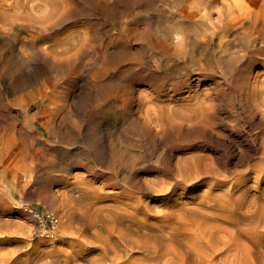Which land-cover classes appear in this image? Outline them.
Instances as JSON below:
<instances>
[{"label":"rangeland","instance_id":"rangeland-1","mask_svg":"<svg viewBox=\"0 0 264 264\" xmlns=\"http://www.w3.org/2000/svg\"><path fill=\"white\" fill-rule=\"evenodd\" d=\"M88 1L89 0H73L74 6H78L79 8L70 6L73 5L72 1V4L69 3V6L67 4L69 9L74 7L72 9V11H74V18L72 16V18L70 17L68 19L71 21H69L70 24L68 20H66L59 27L60 29L62 28V31L59 28H57L58 32L54 29V31H51L49 34L52 38L51 40L49 37L48 40H43L38 43L39 46H41L42 43L43 45H48L51 44L49 41L61 40V38L66 37L67 34H71L76 29H82H78L77 31L80 35V43H82L80 45L83 47L77 45L75 47L76 50L73 49L72 53L75 54L77 52L75 54L77 56L73 55L75 58H73L71 64L67 65L69 68H67V66L65 67V69L67 68V74H75L78 79L76 84L69 83L70 85L68 84L65 86L68 92L66 91L67 95L64 97L65 100H62L64 104H62L59 110L60 112L58 111L59 114L57 118L55 117L47 126L50 129L46 128V131L43 130L40 132V128L37 129L34 122H31V124L27 122L25 118L21 117L23 115L22 109L15 104V95L8 93L10 95L7 94L5 97H0V102H2L0 104L2 105L3 102H5L2 106L0 105V135L3 136V139L5 138L7 140L9 138V142L12 141V146L15 147L18 146V144L29 146V141H31L33 136L42 138V140L40 139V141H37V144L34 141L31 143L34 153L29 157L30 159L28 158V160L26 159L23 161V164L27 162L26 164H28L29 167L24 164L26 167L21 170L18 167L19 163L16 164V162H14L12 170L7 171L4 169V162L2 161V163L0 161V165L3 166V168L1 167L2 170L0 168V264H264V106H262L264 105V40H258V43L253 44V41L248 40L249 38L247 39L246 36L230 34L227 35V39V36H225V38L221 40L224 42L229 40V43L227 42V45L226 42L225 44L224 42L220 44L216 35H213L216 32L215 30L218 29L216 12L213 13L216 9H214V7H212V9L208 7L207 0H189V2L194 3L192 5L191 3L188 4V0H143L142 2L141 0H133L137 2H134V6L136 4L138 5H136L135 8H133L132 0H109L112 2H106L107 0H101L102 2H99L98 0V3L97 0H95L96 2L92 0ZM115 1L118 2V13H116L114 8L116 5ZM144 1H148V3ZM173 1L176 2L174 3ZM92 2L95 4L92 5ZM88 3L89 5L87 6ZM103 3L107 6L105 7ZM139 3L142 5L141 8ZM177 3L180 7H177L178 9L187 5V7L189 6L190 8L192 6L193 11L197 10L196 14L200 16L199 18H195L194 24L190 22L186 24L184 21L180 20L181 18L177 14ZM197 3H199L200 6L206 5L203 9L210 13L208 14L206 11H200L203 9ZM146 5H148V7ZM193 5L196 6V10ZM109 6L113 8H109ZM90 7L95 8L91 10ZM206 7L209 10H214L212 12L208 11ZM152 8L153 10H151ZM86 9L88 12H86ZM129 9H134L135 15L133 12L134 10ZM144 10H146L145 13H142ZM96 11L99 13L98 15ZM99 11H101L102 14ZM106 12L107 14L108 12L111 14L105 17L104 14H106ZM126 12H129L127 16ZM200 12L202 13L200 14ZM114 13H116V15ZM138 13L141 14V16ZM85 14L88 16H85ZM129 14H131V17H128L130 16ZM136 14L139 16L137 15V17ZM122 15L124 18H120ZM203 15L205 17L207 16V19H205ZM79 16L80 18H78ZM82 17H84L85 20H83L84 18ZM144 17H146L145 20L143 19ZM75 18V21L72 20ZM135 18L137 20H135ZM138 18L140 20H138ZM122 19L125 21L123 22ZM129 19L130 21H128ZM148 19H150L151 22ZM169 19H174L177 22L174 20L170 21ZM88 21H92L91 23L93 24ZM119 21H122V23L120 24ZM137 21L139 23L141 22V25ZM172 21L174 24H172ZM180 21L183 24H180ZM199 21L200 23H198ZM212 21L214 24L211 23ZM129 22H131V24ZM166 22H168V24L170 23V27ZM209 22L211 23V28L209 27ZM109 23L111 24L110 26ZM125 23L128 24L129 28H134L135 26L138 27V29L144 28V30L150 33L153 31L151 34L155 36L157 34V37L160 36V39L165 36L167 37L166 33L168 32H176L178 34L179 30L182 32L190 26L191 31L200 36L199 39L201 40L197 38V42L192 44L194 47L197 44L201 46L197 45L195 49L193 46H190V51H188L192 58L194 57V65H190L193 69L190 67L191 69H187L184 74L181 73L183 76L178 74L177 80V73H173V68L177 67V69H182L183 66L185 67L182 59L180 58L176 62L170 61L171 65L168 64L169 66L166 69L165 66L167 63L160 57L162 62L158 61L157 64L158 67L161 64V70H165L166 72L164 79H166V76L168 79V75H170L168 79L170 81L165 84L164 82L160 84L156 76V78L151 77L152 80L147 77H137L134 79V82L130 75L126 77H124L125 75H121L120 70L123 68H118L119 71L115 69V74L110 72L111 69L109 68V71L108 67H113V65H115L113 61L117 55L115 51L119 50L118 46L110 39L113 40L117 37L119 31H121L120 28L126 26ZM88 24H90V29H88ZM96 24H100L101 26H97ZM208 24L209 26H207ZM178 25L181 26L178 27ZM182 25H184V27ZM187 25L189 26L187 27ZM93 26L96 28L97 32L93 29ZM168 27L170 30L164 32L166 29H169ZM208 27L213 32L206 29ZM192 28H196V30L193 31ZM86 29H88V31ZM201 29L204 30L202 31ZM84 30L87 31L86 33L88 36ZM91 30L96 32L94 33L95 35ZM77 31L75 32L77 33ZM155 32L156 34H154ZM55 33L56 35H54ZM81 33L83 34L81 35ZM89 34L92 35L91 37H93V39ZM231 35L235 38L233 39ZM214 36L215 39H213ZM231 39L232 41H230ZM238 39L240 40L238 41ZM206 42L209 46H207L208 44ZM84 43L86 45H83ZM134 43L135 45L132 47V51L142 46L138 40H136V42L134 41ZM205 43L206 46L204 45ZM211 44H213V46H211ZM222 44H224L223 47ZM1 45L2 44H0V49L3 48ZM18 45L16 47L17 49L23 44ZM89 45L91 48L88 47ZM107 46H109L108 50L110 49V52H114L113 55L110 54L107 55L108 57L105 56L108 66H106L107 63L101 64L99 52L100 48L105 49ZM249 46L250 48H248ZM143 48L145 49L144 52H148L147 54L143 52L145 54V59L142 57L143 53L139 55V58H142V61L150 60L148 62L152 63L155 61L156 63L158 55L155 54L152 47L147 45ZM195 50L197 52H195ZM204 50H207V54ZM79 53L81 57L84 58H81L78 55ZM86 54H89V56H86ZM196 54H199V56ZM149 55L153 59L148 57ZM202 55L204 57H201ZM206 55L209 56L206 57ZM78 56L81 58L80 60ZM211 57L214 58L210 61L209 58ZM216 58L219 60L217 61ZM86 60L89 62L88 64ZM110 61H113L114 64ZM200 62H203L204 65ZM205 62H208V65H206ZM72 63H74V67L71 66ZM77 63L80 68L75 66L78 65ZM95 64L99 67L98 69L96 66L93 67ZM179 64H181V67ZM82 66L84 67L82 68ZM210 67L211 70H209ZM205 68H207V70ZM73 69H75V72ZM105 70L109 75L106 74ZM64 71L62 70L63 74L65 73V75H67ZM197 72L198 74H196ZM213 72H215V74ZM94 74L96 77L98 76V78H96ZM171 74L173 75L172 77ZM116 75L117 78H115ZM188 75L192 77L196 75L199 76V87L193 89L195 90L193 91V93H195L193 95L200 94V96H202L206 94L202 97H207L208 106L210 105V109L208 107V112L206 111V113L208 115V131L212 133V136L208 134L207 138L206 135H199L196 132L197 135H192L195 139L191 137V142H182L183 144L179 142L180 135L175 134L174 137V133H171L172 135H164L165 137H162V140L161 137H157L156 140L150 135L147 129L143 130L138 121L135 122V120H133V115H130L137 111L140 93H142L141 96L150 95L153 90L152 88L159 86L158 90L160 89L161 91L159 90L160 92H158V96L160 95V98L157 97L158 101L173 97L172 101L169 100L172 103H183L184 91L187 89L188 85V80L186 79L189 77ZM183 77L185 79H183ZM97 79V83L102 82L99 84L100 86L106 87L107 92L106 90L102 91L99 89V84L97 85L96 83ZM153 79H155V81ZM116 80L118 81L115 82ZM145 80H148V82ZM151 81L154 83L152 84ZM184 81L187 85H183ZM155 83L159 85L156 86L154 85ZM150 84L154 86L152 87ZM113 85L117 89L116 92ZM118 85L120 86L119 88ZM176 85L177 88H175ZM81 86L83 87L81 88ZM129 86H131V89ZM215 86L217 88H215ZM132 87L134 88L132 89ZM111 88L114 89L110 90ZM168 88H172L173 91L169 92ZM123 89L126 91L124 90L123 92ZM150 89L151 91H149ZM217 89L220 90L218 91ZM128 90H133V93H135L131 96L132 98L128 97ZM98 91L99 93H97ZM253 91H255V93ZM174 92L177 93L175 94ZM137 93L139 96H137ZM11 96L12 98L10 99ZM104 96L106 97L104 98ZM118 96L122 100L125 98L126 103L125 101L123 102L125 104L121 103L119 100L117 101L116 98ZM135 96L137 98H135ZM252 96L254 98L256 97V99H251ZM130 99L133 100L131 101ZM100 100L102 103H100ZM128 100L130 102H128ZM255 100H257L258 103ZM260 100L263 101L261 102ZM63 101H66V103ZM10 102L12 103L10 104ZM98 102L102 104L104 108H102L100 112H95L92 110L93 107L91 106L97 105ZM155 102L157 101L155 100ZM252 102H254V104ZM87 104L90 106L88 107ZM259 104L262 107H259ZM78 105L80 106L78 107ZM121 107L122 109H119ZM120 110H123V112L121 113ZM127 110H130L131 113ZM103 111L106 112L104 113ZM118 111H120V113H118ZM64 115H66V117ZM60 117L64 119H59ZM1 120L4 121L2 122ZM69 124L80 130L76 139L78 142H76V140H71L73 135L76 134L72 131ZM33 128L35 129L33 130ZM70 130L72 133H70ZM49 131H52L51 134L54 135L52 136ZM8 133L9 137L7 138L6 135ZM65 133L68 136L65 135ZM92 135L93 137L91 138L90 136ZM20 136L21 140H24V138L25 140L21 141ZM198 138L199 142L200 140L208 141V145L198 144ZM6 140L4 141L6 142ZM255 140L260 147L255 143ZM1 141L3 146L0 145V147L8 146L7 144L9 143L3 144L4 141ZM57 145H62L64 147L59 153L57 149H53ZM138 153L140 156L137 155ZM137 156L139 159H137ZM191 156L194 157L201 177L197 179V182L193 181L190 182L191 184L187 183L186 185L179 181L174 166L178 159ZM130 164H133V168H131L132 166ZM40 166L42 168H40ZM5 170L7 173H5ZM176 179L178 181H176ZM25 206L36 208L41 212H50L57 215L59 222L53 237L48 238L34 233V228L25 219V214L23 212ZM115 212H118V214L120 213L121 217L120 224H118L116 228H114V224H112V219L110 218L112 213ZM110 227L112 228L110 229ZM113 229L116 231H113ZM110 230H112V232H109ZM118 231H120V234ZM122 231H125V233ZM127 233H129V235L126 237L124 235L121 236Z\"/></svg>","mask_w":264,"mask_h":264},{"label":"bare ground","instance_id":"bare-ground-1","mask_svg":"<svg viewBox=\"0 0 264 264\" xmlns=\"http://www.w3.org/2000/svg\"><path fill=\"white\" fill-rule=\"evenodd\" d=\"M70 1V0H69ZM68 0H0V44H2L1 46H3V48L0 49V97L2 96H6L8 93L10 94H13L15 95V104L22 109V113L23 115L21 117L25 118V120L27 122H34L36 124V127L37 129L40 128V132H42L43 130L46 131V128H49L47 127L51 121L57 116H58V111L60 110L62 104V100H65L64 97L66 94V87L69 83H75L76 84V81H77V76L74 75H70L67 74L68 72H66L67 68H69L67 65L71 64V62L73 61V58H75L74 56H77L75 55L74 53H72L73 49H75V47L77 45H80L82 43H80V35L78 33V29H74L75 31H77V33L73 30L71 34H67L66 37L64 38H61V40H56V41H49V43L51 42V44H45L41 46L38 45V43L43 40H48V38L50 37V32L51 31H54V29L57 30L58 32V29L66 20H68L70 17L72 18V16L74 15V11H72V9L75 7L74 6V2L73 0H71L73 2V5H70V6H74L72 8H68L69 6V3L72 4V2L70 1L69 2ZM76 1V0H75ZM83 1V0H82ZM87 1V0H86ZM90 1V0H89ZM88 1V2H89ZM93 2H96L95 0H92ZM101 0H99L100 2ZM103 1V0H102ZM101 1V2H102ZM109 0H107L106 2H108ZM121 1V0H120ZM124 1V0H123ZM131 1V0H130ZM140 1V0H138ZM143 0H141L142 2ZM149 1V0H148ZM148 1H144L145 3ZM155 1V0H154ZM181 1V0H180ZM192 1H195V0H192ZM201 1V0H200ZM206 1V0H204ZM79 2V1H78ZM77 2V3H78ZM92 2V5L95 4ZM105 2V1H104ZM109 2H112V1H109ZM116 2V1H115ZM133 8L136 7V5L134 6V2L133 1ZM174 3L176 1H173ZM185 2V1H184ZM197 2V1H196ZM208 2V7H214V9H216V11L214 10H209L208 11H213L216 12V21H217V24H218V29L215 30L216 32L213 34V35H216V38H218L220 44L224 41H221L223 38H225V36L227 35H230V34H236V35H243V36H246L248 40H251L253 41L252 43H258V40H264V0H207ZM76 3V4H77ZM80 3V2H79ZM84 3V2H83ZM97 3H98V0H97ZM96 3V4H97ZM118 2H116V5L114 7L115 10H116V13H118ZM122 3V2H121ZM137 3V2H135ZM144 3V4H145ZM152 3V2H150ZM149 3V4H150ZM157 3V1H156ZM192 3V2H189L188 0V4ZM68 4V6H67ZM110 4V3H109ZM108 4V5H109ZM115 4V3H114ZM132 4V3H131ZM141 3H139L140 5ZM143 4V3H142ZM178 4V3H177ZM175 4V5H177ZM180 4V2H179ZM179 4L177 7H179ZM185 4V3H184ZM187 4V2H186ZM199 4V3H197ZM80 5V4H78ZM89 5V3L87 4V6ZM98 5V4H97ZM103 5H105V3H103ZM196 5V4H195ZM83 6V5H82ZM81 6V7H82ZM91 6V5H90ZM96 6V5H95ZM100 6V4H99ZM107 5H105L106 7ZM138 6V5H137ZM142 5H140V8H141ZM144 6V5H143ZM148 7V5H146ZM194 6V5H193ZM200 6V4H199ZM201 5L200 7L203 9L205 6ZM102 7V6H101ZM112 6H109V8H111ZM112 7V8H113ZM124 7V6H123ZM131 7V6H130ZM146 7V8H147ZM154 7V6H153ZM156 7V6H155ZM75 8H79L78 6L75 7ZM91 8V7H90ZM95 8V7H94ZM94 8H91L94 9ZM103 8V7H102ZM128 8V7H127ZM132 8V7H131ZM145 8V7H143ZM142 8V10H143ZM151 8V7H150ZM175 8V7H174ZM173 8V9H174ZM175 8V9H176ZM180 8V7H179ZM195 10H196V6H194ZM200 8V9H201ZM89 9V8H88ZM98 9V8H96ZM106 9V8H105ZM104 9V10H105ZM138 11H139V8L137 7ZM178 9V8H177ZM176 9V10H177ZM199 9V8H198ZM81 10V8H80ZM84 10V8H83ZM87 10V9H86ZM108 10V9H107ZM124 10V9H123ZM129 10H134V9H129ZM147 10V9H146ZM142 12V13H145V11ZM153 10V8L151 9ZM159 10V9H158ZM167 10V9H165ZM172 10V9H171ZM170 10V11H171ZM79 11V10H77ZM90 11V9H89ZM98 11V10H97ZM96 11V13H97ZM114 11V9H113ZM127 11V10H126ZM161 11V10H160ZM159 11V12H160ZM197 11V10H196ZM196 11H193V8L191 6V8L187 5L183 6L181 9H178V15L179 17L181 18L180 20L181 21H184L186 24H188V22L194 24V20L195 18H199L200 15L196 14L197 12ZM199 11V10H198ZM200 11H203L205 12L206 10H200ZM76 12V10H75ZM80 12V11H79ZM88 12V10L86 11ZM85 12V13H86ZM91 12V11H90ZM101 13V11H99ZM132 12V11H131ZM134 12V15H135V10L133 11ZM140 12V11H139ZM149 12V11H148ZM158 12V13H159ZM77 13V12H76ZM75 13V14H76ZM84 13V12H83ZM82 13V14H83ZM102 13H103V9H102ZM101 13V14H102ZM116 13H114L116 15ZM129 13V12H128ZM126 12V16L128 14ZM147 13V12H146ZM162 13H166V12H162ZM202 12H200L201 14ZM206 13H208L206 11ZM210 13V12H209ZM208 13V14H209ZM78 14V13H77ZM88 14V13H86ZM85 16H88L86 15ZM99 13H97L98 15ZM109 14V12H108ZM107 12L105 15H108ZM111 14V13H110ZM109 14V15H110ZM113 14V15H114ZM120 14V13H119ZM132 14V13H131ZM131 14H129L130 16L128 17H131ZM139 14V13H138ZM136 14V16L138 15ZM157 14V13H156ZM161 14V13H160ZM171 14H172V11H171ZM80 15V14H79ZM141 16V14H139ZM138 15V16H139ZM143 15V14H142ZM146 15V14H144ZM154 15V13H153ZM206 15V14H205ZM214 15V14H213ZM78 16V15H77ZM76 16V18H77ZM83 16V15H81ZM92 16V15H91ZM102 16V15H101ZM137 16V17H138ZM168 16V15H167ZM166 16V17H167ZM198 16V17H197ZM103 17V16H102ZM102 17H99V18H102ZM104 17V18H105ZM108 17V16H107ZM122 16H120V18H122ZM149 17V16H147ZM153 17V16H152ZM171 17V16H170ZM202 17V15H201ZM200 17V19H201ZM203 17L205 19H207V16L205 17L203 15ZM215 17V16H214ZM74 18V16H73ZM75 19H72V20H76ZM80 18V16L78 17ZM84 18V17H82ZM81 18V19H82ZM87 18V17H86ZM94 18V17H93ZM98 18V17H97ZM118 18V16H117ZM124 18V17H123ZM127 18V17H126ZM125 18V19H126ZM141 18V17H140ZM146 17H144L143 19L145 20ZM156 18V17H155ZM169 18V17H168ZM173 18V17H172ZM176 18V17H175ZM178 18V17H177ZM88 19V18H87ZM96 19V18H95ZM109 19V17H108ZM111 19H112V16H111ZM128 19V18H127ZM126 19V21H127ZM134 19V18H132ZM85 20V18L83 19ZM82 20V21H83ZM89 20V19H88ZM97 20V19H96ZM103 20V19H102ZM105 20V19H104ZM120 20V19H119ZM135 20H137L135 18ZM138 20H140L138 18ZM150 20V19H148ZM157 20V19H156ZM168 20V19H167ZM170 20V19H169ZM171 20H174V19H171ZM170 20V21H171ZM179 20V19H178ZM198 20V19H197ZM214 20V19H213ZM70 20H68V23L70 24L69 22ZM81 21V22H82ZM98 21V20H97ZM113 21V20H112ZM115 21V20H114ZM117 21V19H116ZM123 21V19H122ZM122 21L119 23L121 24ZM125 21V20H124ZM123 21V22H124ZM130 21V19L128 20ZM132 21V20H131ZM142 21V20H141ZM169 21V22H170ZM175 21V20H174ZM180 21V24L182 23ZM210 21V19H209ZM77 22V21H76ZM89 22V21H88ZM92 22V21H91ZM89 22V23H91ZM101 22V21H100ZM108 22V21H107ZM110 22V21H109ZM138 22V21H137ZM146 22V21H145ZM151 22V20H150ZM156 22V21H155ZM173 22V21H172ZM177 22V21H175ZM206 22V21H205ZM215 22V21H214ZM87 23V22H85ZM84 23V24H85ZM95 23V22H94ZM118 23V22H117ZM116 23V25H117ZM128 23V22H127ZM131 24V22H129ZM133 23H134V20H133ZM132 23V24H133ZM136 23V21H135ZM139 23V22H138ZM137 23V24H138ZM167 25L168 22H166ZM200 23V21L198 22ZM207 23V22H206ZM210 23V22H209ZM213 23V21L211 22ZM211 23H210V26L209 24L207 26H209L211 28ZM66 24V23H65ZM83 24V23H82ZM93 24V23H91ZM98 24V23H97ZM96 24V25H97ZM126 24V23H125ZM136 24V25H137ZM141 25V22L139 23ZM174 24V22L172 23ZM179 24V22H178ZM183 24V23H182ZM185 24V26H186ZM214 24V23H213ZM88 29H90V24H88ZM100 25V24H99ZM97 25V26H99ZM111 24L109 23V26ZM123 25V24H122ZM144 25V24H143ZM155 25V23H154ZM190 25V24H189ZM187 25V27L189 26ZM101 26V25H100ZM119 26V25H118ZM132 26V25H131ZM134 26V25H133ZM147 26V25H146ZM153 26V24H152ZM174 26H177V25H174ZM181 26V25H178V27ZM184 27V25H182ZM197 26V25H196ZM204 26V25H203ZM63 27V26H62ZM154 27V26H153ZM170 27V25H169ZM168 27V28H169ZM195 27V26H194ZM206 28L208 30H210V28ZM113 28V27H112ZM122 28V29H121ZM120 28L121 31H119V34L117 35V37H115V39H110L112 42L115 43V45L118 46L119 50L115 51L117 53L115 59H111L115 62V65H113V67H108L109 71L110 72H113L115 71L116 73V70L115 69H120V68H123L121 69V75H125L124 77L130 75V77H132V81L135 82V78L137 77H140V78H151V77H154L156 79H158L159 83L161 84V82H164V84L166 82H169L170 80H168L170 78V75H168V79H167V76H166V79H164L165 77V70H161L160 66H162L160 64V66L158 67V61L159 62H162V60L160 59V57L165 60V62L167 63L166 64V69L170 64V61H177L179 60L180 58L182 59V61L184 62V65L185 67L182 69H177V67H172L174 69L173 73H177L176 76L178 74H181L184 72L187 71V69H189L193 64V60H194V57L192 58L189 50L190 46H193L192 44L196 43L197 42V38L199 39L200 36H198L195 32H192L191 29H190V26L189 28L182 32H178V34L176 32H173V33H166L167 34V37L164 39L162 37V39H160L158 36L157 37V34L156 32L153 35L151 34L153 31H151V33L147 30H144L143 29H138V27H128V24H126V26H122ZM174 28V27H173ZM177 28V27H176ZM202 28H205V27H202ZM213 28V27H212ZM60 29V28H59ZM62 29V28H61ZM60 29V30H61ZM85 29V28H84ZM88 29H86L88 31ZM93 29L96 30V28H94L93 26ZM98 29V28H97ZM146 29V28H145ZM180 29V28H178ZM193 29V28H192ZM215 29V28H214ZM55 30V31H56ZM59 30V31H60ZM82 30V29H80ZM86 30L85 33L87 32ZM142 30V31H141ZM154 30V29H152ZM167 30H170L169 29H166L164 32H166ZM175 30V28H174ZM182 30V29H181ZM196 28L193 29V31H195ZM202 31L204 29H201ZM200 30V31H201ZM62 31V30H61ZM90 31V30H89ZM92 31V30H91ZM108 31V30H107ZM110 31V30H109ZM156 31V30H155ZM172 31V30H171ZM170 31V32H171ZM212 30H210L211 32ZM69 32V31H67ZM97 32V30H96ZM95 31L92 33H96ZM111 32V31H110ZM118 32V31H116ZM163 32V33H164ZM213 32V31H212ZM53 33V32H52ZM51 33V34H52ZM84 33V32H83ZM81 33V35L83 34ZM90 33V32H89ZM160 33V32H158ZM201 33V32H200ZM205 33V32H204ZM66 34V33H65ZM87 34V33H86ZM85 34V35H86ZM111 34V33H110ZM202 34V33H201ZM199 34V35H201ZM211 34V33H210ZM56 35V33L54 34ZM58 35V34H57ZM60 35V34H59ZM63 35V34H62ZM90 37L92 36L91 34H89ZM95 35V34H94ZM116 35V34H115ZM204 35V34H203ZM53 36V35H52ZM65 36V35H63ZM88 36V34H87ZM108 36V35H107ZM106 36V37H107ZM112 36V35H110ZM164 36V35H162ZM208 36V35H206ZM232 36V35H231ZM62 37V36H61ZM114 37V36H113ZM233 39L235 38L234 36H232ZM237 37V36H236ZM60 38V36H59ZM84 38V37H83ZM93 39V37H91ZM109 38V37H108ZM112 38V37H111ZM205 38V37H204ZM228 38V36L226 37V39ZM239 38V37H238ZM241 38V36H240ZM52 38L50 37V40ZM58 39V38H57ZM86 39V38H85ZM91 39V40H92ZM107 39V38H106ZM164 39V40H163ZM206 39V38H205ZM210 39V38H209ZM213 39H215V36L213 37ZM55 40V39H54ZM136 40L140 41V44L142 45L139 49H135L134 51H132V47H134L135 43L134 41L136 42ZM200 40V39H199ZM225 40V39H224ZM237 40V39H235ZM240 39H238L239 41ZM83 41V39H82ZM201 41V40H200ZM199 41V42H200ZM215 41V40H214ZM232 41V39L230 40ZM250 41V42H251ZM88 42V41H87ZM203 42V41H202ZM226 42V41H225ZM224 42V44H225ZM229 43V40L227 41ZM227 42H226V45H227ZM247 42V41H246ZM91 43V42H89ZM104 43V42H103ZM111 43V42H110ZM204 43V42H203ZM207 43V42H206ZM206 43L204 44L206 46ZM216 43V42H215ZM248 43V42H247ZM261 43V42H260ZM259 43V44H260ZM18 44H23L22 46H20L18 49L16 48ZM26 44V45H25ZM113 44V43H112ZM139 44V43H138ZM136 44V45H138ZM208 44V43H207ZM219 44V45H220ZM222 44V47L223 45ZM263 44H264V41H263ZM83 45H86L85 43ZM103 45V44H101ZM147 45H150L152 47V49L154 50L155 54L158 55V58L156 59V63L155 61L154 62H148L150 60H147V61H142V58H139L140 54L142 55V53L144 52V46H147ZM199 46H201L200 44H197ZM197 45L195 46L197 48ZM218 45V46H219ZM225 45V46H226ZM246 45V44H245ZM248 45V44H247ZM19 46V45H18ZM81 46V45H80ZM106 46V45H105ZM209 46V44L207 45ZM211 46H213V44H211ZM215 46V45H214ZM224 46V47H225ZM262 46V45H261ZM83 47V46H81ZM90 47V45L88 46ZM88 47H86L87 49H89ZM108 47L107 46L105 49L103 48H100L99 49V52H100V59H101V64H106L107 63V58L108 57L107 55H113L114 52H110L108 50ZM113 47V46H111ZM110 47V48H111ZM194 47V46H193ZM193 47H192V50H193ZM194 47V49H195ZM204 47V46H203ZM254 47V46H253ZM259 47V46H258ZM257 47V48H258ZM85 48V46H84ZM91 48V47H90ZM117 48V47H116ZM205 48V47H204ZM221 48V47H220ZM250 48V46L248 47ZM247 48V49H248ZM262 48V47H261ZM264 48V47H263ZM80 49V48H79ZM115 49V48H114ZM200 49V48H199ZM202 49V48H201ZM208 49V48H207ZM214 49V48H213ZM256 49V48H255ZM76 50V49H75ZM150 50V49H149ZM210 50V49H209ZM251 50V49H250ZM258 50V49H257ZM256 50V51H257ZM84 51V49H83ZM87 51V50H86ZM85 51V52H86ZM199 51V50H198ZM205 51V50H204ZM207 51V50H206ZM205 51V53H206ZM214 51V50H213ZM255 51V50H254ZM253 51V52H254ZM260 51V50H259ZM146 54L148 51H145ZM144 52V53H145ZM193 52V51H192ZM195 52H197L195 50ZM209 52V51H208ZM215 52V51H214ZM143 53L142 57L144 58L145 54ZM151 53V52H150ZM201 53V52H200ZM199 53V54H200ZM203 53V52H202ZM211 53V52H210ZM199 54H196L199 56ZM207 54V53H206ZM74 55V56H73ZM80 57V53L78 54ZM98 55V54H97ZM151 55V54H150ZM148 56V57H151V56ZM193 55V54H192ZM204 55V54H203ZM201 56V57H204V56ZM78 56V57H79ZM86 56H89V54ZM147 56V55H146ZM153 56V55H152ZM156 56V55H155ZM209 56V55H206V57ZM77 57V58H78ZM78 58L79 60L81 58H84V57H81V58ZM98 57V56H97ZM96 57V58H97ZM99 58V57H98ZM112 58V57H111ZM152 58V57H151ZM214 58V57H211L209 58L210 61L211 59ZM219 58V57H218ZM145 59V58H144ZM150 59V58H149ZM153 59V58H152ZM196 59V58H195ZM198 59V58H197ZM203 59V58H202ZM207 59V58H206ZM217 59V58H216ZM221 59V58H220ZM85 60V59H84ZM83 60V62H84ZM96 60V59H95ZM219 59H217L218 61ZM77 61V60H76ZM82 61V60H81ZM87 61V60H86ZM113 61L111 63H113ZM153 61V60H152ZM169 61V63H168ZM181 61V60H180ZM196 61V60H195ZM78 62V61H77ZM82 62V63H83ZM109 62V61H108ZM183 62H180V63H183ZM199 62V60H198ZM75 63V61H74ZM71 66H73V64ZM87 64L89 63L88 61L86 62ZM85 63V64H86ZM96 63V62H95ZM109 63V64H111ZM154 63V64H153ZM196 63V62H195ZM200 63H203V62H200ZM206 63V62H205ZM208 63V62H207ZM206 63V65H208ZM210 63V62H209ZM78 64V63H77ZM81 64V63H80ZM114 64V63H113ZM169 64V65H168ZM175 64V63H174ZM198 64V63H196ZM84 65V63H83ZM97 64H95L93 67H95ZM180 67H181V64H179ZM191 65V66H190ZM194 65V64H193ZM204 65V63H203ZM205 65V66H206ZM67 66V68L65 69V67ZM77 67H79V64L78 65H75ZM105 66V65H104ZM106 66H108V63L106 64ZM175 66V65H174ZM204 66V67H205ZM212 66V65H211ZM74 67V66H73ZM84 66H82L83 68ZM199 67V65H198ZM203 67V66H202ZM207 67V66H206ZM214 67V66H213ZM80 68V67H79ZM96 68L98 69L99 67L96 66ZM95 68V70H96ZM171 68V67H170ZM179 68V66H178ZM192 68V67H191ZM190 68V69H191ZM200 68V67H199ZM209 68V66H208ZM77 69V68H76ZM101 69V67H100ZM105 69V68H104ZM118 69V71H119ZM193 69V68H192ZM197 69V68H195ZM207 70V68H205ZM204 69V70H205ZM62 70L64 72H66L67 75H65V73L63 74ZM69 70V69H68ZM72 70V69H71ZM74 72H75V69H73ZM81 70V69H80ZM93 70V69H92ZM123 70V71H122ZM202 70V69H201ZM211 70V67L210 69ZM97 71V70H96ZM106 71V70H105ZM172 71V70H171ZM192 71V70H191ZM195 71V70H194ZM71 72V71H69ZM78 72V71H77ZM82 72V71H81ZM79 72V73H81ZM91 72V71H90ZM101 72V71H100ZM193 72V71H192ZM96 73V72H95ZM98 73V72H97ZM114 73V74H115ZM170 73V72H169ZM172 73V74H173ZM206 73V72H205ZM215 74V72H213ZM91 74V73H90ZM106 74H107V71H106ZM105 74V75H106ZM171 74V77L174 75ZM198 74V72L196 73ZM209 74V73H208ZM212 74V73H211ZM109 75V73L107 74ZM182 75V74H181ZM187 75V74H186ZM185 75V76H186ZM202 75V74H201ZM91 76V75H90ZM95 76V74H94ZM98 76H99V73H98ZM98 76L96 78H98ZM156 76V77H155ZM183 76V75H182ZM189 76V75H188ZM102 77V76H101ZM108 77V76H107ZM119 77V76H118ZM180 77V76H179ZM90 78V77H89ZM112 78V77H111ZM115 78H117V75L115 76ZM120 78V77H119ZM123 78V77H122ZM84 79V78H83ZM139 79V78H138ZM172 79V78H171ZM178 80V76L176 78ZM182 79V78H180ZM183 79H185L183 77ZM188 80V85L187 83L184 81L183 82V85H187V89L184 91V102L183 103H172V98H170V94L169 97L167 100L164 99L163 101L159 100L158 101V92H160L158 90L159 88V84L156 85V83L154 85L158 86V87H155V88H152V93L150 95H142V93H140V97L138 98V108L136 109L137 111L133 112V114L131 113L130 111V115L134 118L133 120L138 121V123L141 124V127L143 128V130L147 129V131L150 133V135L153 137V138H157V137H161V140L165 137L164 135H169V134H173L174 137H175V134L177 135H180L179 139L181 142V144H183L182 142H191L192 139H195L192 137V135H197L196 132L199 134V135H206L207 138H208V134L211 135L212 133H210L208 131V119H207V109L208 107V102L204 97H202L203 95H206V94H203L202 96H200V94H197V95H193L195 93H193V90L194 88H198L199 87V83H200V79H199V76H189L188 78H186ZM102 80V79H101ZM123 80V79H122ZM127 80V78H126ZM124 80V81H126ZM149 80V79H148ZM148 80H145L148 82ZM152 80V78H151ZM155 81V79H153ZM176 80V83L178 85V82ZM100 81V80H99ZM103 81V80H102ZM118 80H116L115 82H117ZM120 82H122L121 80H119ZM141 81V80H140ZM95 82V81H94ZM93 82V83H94ZM98 82V79L96 81V83ZM105 82V81H104ZM127 82V81H126ZM133 82V83H134ZM138 82V81H137ZM143 82V81H142ZM83 83V82H82ZM94 83V84H96ZM100 83V82H99ZM97 83V85L99 84ZM102 83V82H101ZM100 83V84H101ZM109 83V82H107ZM106 83V84H107ZM130 83V82H129ZM152 83V81H151ZM154 83V82H153ZM152 83V84H153ZM172 83V82H170ZM175 83V84H176ZM186 83V84H184ZM100 84L98 85L99 86V89L100 90H106L107 92V89L106 87L104 86H100ZM115 84H118V83H115ZM126 84V83H125ZM131 84V83H130ZM139 84V83H138ZM147 84V83H146ZM162 84V85H164ZM173 84V83H172ZM172 84H169V85H172ZM181 84V83H180ZM257 84V83H255ZM70 85V84H69ZM96 85V86H97ZM121 85V84H120ZM123 85V84H122ZM129 85V84H128ZM133 85V84H132ZM151 85V84H150ZM153 85V86H154ZM161 85V86H162ZM177 85L175 88H177ZM218 85V84H217ZM216 85V86H217ZM94 86V85H93ZM95 86V87H96ZM108 86V85H107ZM111 86V84H110ZM114 86V85H113ZM117 86V85H116ZM126 86V85H125ZM152 86V85H151ZM152 86V87H153ZM167 86V85H166ZM181 86V85H180ZM211 86V85H210ZM215 86V88H217ZM254 86V85H253ZM252 86V87H253ZM256 86V85H255ZM83 86H81L82 88ZM120 86L118 85V88ZM169 87V86H168ZM183 87H186V86H183ZM257 87V86H256ZM68 88V87H67ZM93 88V87H92ZM91 88V89H92ZM109 88V87H107ZM115 88V92H116V87L114 86ZM113 88V89H114ZM128 88V86H127ZM129 88L131 89V86H129ZM134 87H132L133 89ZM148 88V87H147ZM163 88V87H162ZM69 89V88H68ZM90 89V88H89ZM95 89V88H94ZM112 88L110 90H113ZM165 89V88H164ZM168 88V91H173V89L171 88ZM255 89V88H253ZM98 90V89H97ZM109 90V89H108ZM122 90V89H121ZM125 89H123V92H124ZM136 90V89H135ZM199 90V89H198ZM218 90V89H217ZM220 90V89H219ZM218 90V91H219ZM80 91V90H78ZM91 91V90H90ZM120 91V90H119ZM126 91V90H125ZM129 91V90H128ZM151 91V89L149 90ZM176 91V89H175ZM182 91V90H181ZM222 91V90H221ZM256 91V90H255ZM255 91H253L255 93ZM68 92V91H67ZM70 92V91H69ZM96 92V91H95ZM114 92V91H113ZM73 93V92H72ZM79 93V92H78ZM99 93V91L97 92ZM118 93V92H117ZM120 93V92H119ZM139 93V92H138ZM137 93V94H138ZM166 93V91H165ZM172 93V92H171ZM175 94L177 92H174ZM173 93V95H174ZM220 93V92H219ZM253 93V94H254ZM257 93V92H256ZM8 94V95H10ZM133 90L129 91L127 93L128 97H131L133 96ZM136 94V95H137ZM146 94V93H145ZM160 94V93H159ZM218 94V93H216ZM251 94V93H250ZM75 95V94H74ZM81 95V94H79ZM101 95V94H100ZM104 95V94H103ZM109 95V93H108ZM107 95V96H108ZM110 96V95H109ZM113 96V95H112ZM115 96V95H114ZM122 96V95H121ZM139 96V94L137 95ZM163 96V95H162ZM209 96V95H207ZM250 96V95H249ZM257 96V95H255ZM3 97V99H4ZM72 97V96H71ZM80 97V96H78ZM102 97V96H101ZM106 96H104L105 98ZM125 97V96H123ZM165 97V96H164ZM12 98V96L10 97V99ZM132 98V97H131ZM135 98H137L135 96ZM160 98V97H159ZM166 98V97H165ZM8 99V98H7ZM67 99V98H66ZM70 99V98H69ZM103 99V97H102ZM113 99V98H111ZM117 101H121V103H123L125 101V98L120 99V97L118 96L117 98ZM126 99H129V98H126ZM251 99H256V97L254 98L252 96ZM6 100V99H5ZM4 100V101H5ZM75 100V99H74ZM78 100V99H77ZM131 100V99H130ZM133 100V99H132ZM131 100V101H132ZM135 100V99H134ZM137 100V99H136ZM155 100L157 102H155ZM171 100V101H169ZM176 100V99H175ZM210 100V98H209ZM258 100V99H257ZM255 100V101H257ZM68 101V100H67ZM79 101V100H78ZM99 101V99H98ZM113 101V100H112ZM111 101V102H112ZM179 101V100H178ZM261 102L263 100H260ZM7 102V100H6ZM66 103V101H63ZM77 102V101H76ZM75 102V103H76ZM80 102V101H79ZM115 102V100H114ZM113 102V103H114ZM128 102H130L128 100ZM134 102V101H133ZM137 102V101H136ZM259 102L260 104H263ZM2 103V102H0ZM9 103V101H8ZM7 103V104H8ZM12 102H10L11 104ZM97 103V101H96ZM100 103L101 100H100ZM98 102L97 105H93L91 107H93L92 110H94L95 112H100L102 110V108H104L102 106V104H100ZM108 103V102H107ZM110 103V101H109ZM120 103V102H119ZM126 103V101H125ZM123 103V104H125ZM254 104V102H252ZM258 103V101H257ZM256 103V106L258 105ZM3 104H5V102H3ZM2 104V105H3ZM6 104V105H7ZM72 104V103H71ZM79 104V103H78ZM104 104V102H103ZM128 104V103H127ZM126 104V105H127ZM259 104V107L261 106ZM1 105V104H0ZM1 105V106H2ZM74 105V104H73ZM88 107L90 106L89 104H87ZM118 105V104H117ZM125 105V106H126ZM136 105V106H137ZM5 106V105H4ZM9 106V105H7ZM64 106V105H63ZM80 105H78L79 107ZM106 106V105H105ZM121 106V105H120ZM264 106V105H262ZM261 106V107H262ZM12 107V106H11ZM65 107V106H64ZM114 107V106H113ZM124 107V106H123ZM130 107V106H128ZM258 107V106H257ZM15 108V107H14ZM67 108V106H66ZM75 108V107H74ZM77 108V107H76ZM118 108V106H117ZM16 109V108H15ZM68 109V108H67ZM66 109V110H67ZM119 109H122L119 108ZM124 109V108H123ZM210 109V107H209ZM261 109V108H259ZM3 110V109H2ZM5 110V108H4ZM3 110V111H4ZM62 110V109H61ZM105 110V109H103ZM111 110V109H110ZM109 110V111H110ZM114 110V109H113ZM6 111V110H5ZM10 111V110H9ZM63 111V110H62ZM65 111V110H64ZM93 111V112H94ZM108 111V110H107ZM115 111V110H114ZM117 111V110H116ZM121 113L123 112V110H120ZM120 111H118V113H120ZM125 111V110H124ZM128 111V110H127ZM128 111V112H129ZM264 111V110H263ZM60 112V111H59ZM94 112V113H95ZM104 113L106 111H103ZM111 112V111H110ZM208 112V111H207ZM13 113V112H12ZM64 113V112H63ZM117 113V112H116ZM117 113V114H118ZM11 114V113H10ZM9 114V115H10ZM62 114V113H61ZM60 114V115H61ZM96 114V113H95ZM98 114V113H97ZM107 114V113H106ZM111 114V113H109ZM129 114V113H128ZM13 115V114H12ZM11 115V116H12ZM16 115V114H15ZM20 116V115H19ZM62 116V115H61ZM66 117V115H64ZM63 116V117H64ZM129 116V115H127ZM63 117H60L59 119L63 118ZM64 117V118H65ZM103 117V116H102ZM5 118V117H3ZM2 118V119H3ZM9 118V117H8ZM20 118V117H19ZM22 118V119H23ZM63 118V119H64ZM104 118V117H103ZM131 118V117H130ZM131 118V120H132ZM13 119V118H12ZM2 121V120H1ZM4 121V120H3ZM2 121V122H3ZM19 121V120H18ZM23 121V120H22ZM59 121V120H58ZM57 121V122H58ZM64 121V120H63ZM62 121V122H63ZM7 122V121H6ZM55 122V121H54ZM53 122V124H54ZM5 123V122H4ZM10 123V122H9ZM29 123V124H30ZM59 123V122H58ZM136 123V124H138ZM251 123V122H250ZM32 124V123H31ZM12 125V124H11ZM25 125V124H24ZM70 125V128L72 129V131H74V133L76 135H73L72 137V141L76 140L78 135H79V131L77 128H75L73 125L71 126ZM80 125V124H79ZM4 126V125H3ZM30 126V125H29ZM33 126V125H32ZM35 126V125H34ZM55 126V124H54ZM53 126V127H54ZM1 127V126H0ZM6 127V126H5ZM80 127V126H79ZM13 128V127H12ZM32 128V127H31ZM81 128V127H80ZM79 128V129H80ZM35 128H33L34 130ZM50 129V128H49ZM5 130V129H4ZM8 130V129H7ZM53 130V129H52ZM1 131V130H0ZM55 131V130H54ZM57 131V130H56ZM11 132V131H10ZM13 132V131H12ZM29 132V131H28ZM50 132V131H49ZM52 132V131H51ZM50 132V134H51ZM61 132V131H60ZM59 132V133H60ZM48 133V132H47ZM57 133V132H56ZM67 133V132H66ZM65 133V135H67ZM70 133L71 130H70ZM94 133V132H93ZM3 134V133H2ZM35 134V133H34ZM40 134V133H39ZM49 134V135H50ZM171 134V135H172ZM4 135H5V132H4ZM52 135V134H51ZM50 135V136H51ZM54 135V134H53ZM52 135V136H53ZM62 135V134H61ZM252 135V134H251ZM7 138L9 137V133L6 135ZM45 136V134H44ZM48 136V134H47ZM46 136V137H47ZM68 136V135H67ZM66 136V137H67ZM212 136V135H211ZM13 137V136H12ZM41 137V136H40ZM56 137V135H55ZM91 138L93 137L90 136ZM89 137V138H90ZM163 137V138H162ZM168 137V136H167ZM170 137V136H169ZM192 137V139H191ZM199 137V136H198ZM201 137V136H200ZM28 138V137H27ZM95 138V137H94ZM172 138V137H171ZM178 138V137H177ZM203 138V137H202ZM251 138V137H250ZM40 139L42 140V138H38L37 136H33L31 138V141H29V146L27 145H21V144H18V146H15L13 147L12 146V141H10V139L8 138L7 140L4 138L3 139V136L0 135V145H2V141L1 140H6V142L4 141V143H9L7 144L8 146L6 147H0V161L4 162L3 166H4V169H6L7 171H10L12 170L13 168V165H14V162H16V164H18V167L19 169L23 170L26 165L28 166V164L24 165L23 164V161H25L26 159L28 160V158L31 156V154H33V150H32V146H31V143L32 141H34L36 144H37V141H40ZM45 139V138H44ZM174 139V138H172ZM20 140H21V136H20ZM25 140V138H24ZM24 140H21V141H24ZM27 140V139H26ZM46 140V139H45ZM49 140V139H48ZM157 140V139H156ZM208 140V139H207ZM196 141V140H195ZM45 142V141H44ZM48 142V141H47ZM69 142V141H68ZM76 142H78L76 140ZM178 142V143H179ZM198 142H199V138H198ZM34 143V144H35ZM255 143L258 144V142L255 140ZM198 144H201V145H208V141H204V140H200V142ZM263 145V144H262ZM230 146V145H229ZM256 146V145H255ZM93 147V146H92ZM258 147L259 144H258ZM94 148V147H93ZM52 149V148H50ZM53 149H57L58 153L59 151H61L62 149H64V147L62 145H57L56 147H54ZM258 149V148H257ZM51 151V150H50ZM55 151V150H53ZM52 152V151H51ZM56 152V151H55ZM94 153V152H93ZM45 154V153H44ZM95 154V153H94ZM97 155V154H96ZM139 155V153L137 154ZM143 155V154H142ZM49 156V155H48ZM140 156V155H139ZM138 157V156H137ZM142 157V156H141ZM146 157V156H145ZM30 159V158H29ZM43 159V158H41ZM139 159V157L137 158ZM143 159V158H142ZM33 160V159H32ZM169 160V159H168ZM30 161V160H29ZM138 161V160H137ZM144 161V160H143ZM2 162V163H3ZM29 163V162H28ZM37 163V162H36ZM15 164V165H16ZM30 164V163H29ZM32 165V164H31ZM131 166L133 164H130ZM261 165V164H260ZM2 165H0V168L2 167ZM39 166V165H37ZM36 166V167H37ZM49 166V165H48ZM129 166V165H128ZM127 166V167H128ZM29 167V166H28ZM34 167V168H36ZM67 167V166H66ZM175 169H176V172H177V175H178V178H179V181L182 183V184H186L187 183H190V182H197V179L199 177H201V173L199 171V168L194 160V157H184V158H181V159H178L176 165L174 166ZM1 168V170H2ZM38 168V167H37ZM40 168H42L40 166ZM133 168V166L131 167ZM50 169V168H49ZM5 170V171H6ZM26 170H29V169H26ZM41 170V169H40ZM43 170V169H42ZM132 170V169H131ZM262 170V169H261ZM7 171L5 173H7ZM60 171V169H59ZM27 172V171H26ZM25 172V173H26ZM4 173V175H5ZM38 174V173H37ZM21 175V174H20ZM8 176V175H7ZM14 176V175H13ZM12 177V176H11ZM16 177V176H15ZM14 177V178H15ZM51 177V176H50ZM177 177V176H176ZM177 178V179H178ZM39 179V177H38ZM53 179V178H52ZM176 179V181H178ZM202 179V178H201ZM28 180V178H27ZM38 181V180H37ZM51 181V180H50ZM20 182V181H19ZM27 182V181H26ZM42 182V181H41ZM53 182V181H51ZM28 183V182H27ZM12 184V183H10ZM16 184V183H15ZM39 184V182H38ZM52 184V183H51ZM191 184V183H190ZM14 185V184H13ZM14 187V186H13ZM11 189V188H9ZM13 190V188H12ZM11 191V190H10ZM164 192V191H163ZM167 192V191H166ZM1 200V199H0ZM264 203V202H263ZM264 206V205H263ZM262 206V207H263ZM261 208V207H260ZM159 209V208H158ZM254 210V209H253ZM264 211V210H263ZM147 212V211H146ZM159 212V211H158ZM172 212V211H171ZM254 212V211H253ZM111 213V212H110ZM130 213V212H129ZM162 213V212H160ZM159 214V213H158ZM131 215V214H130ZM166 215V214H165ZM170 215V214H169ZM182 215V214H181ZM180 215V216H181ZM135 216V215H134ZM138 216V215H137ZM144 216V215H143ZM158 216V215H157ZM174 216V215H172ZM126 217V216H125ZM112 219V224H114V228H116V226L118 224H120V213L118 214V212H115V213H112L111 217ZM155 218V217H154ZM181 218V217H180ZM184 218V217H183ZM182 219V218H181ZM257 221V220H256ZM131 223V222H130ZM256 223V222H255ZM123 224V223H122ZM260 224V223H259ZM109 226V225H108ZM251 226V225H250ZM255 226V225H254ZM263 226V225H262ZM261 226V227H262ZM138 227V226H137ZM112 227H110L111 229ZM257 228V226H256ZM259 228V226H258ZM173 229V228H172ZM262 229V228H261ZM107 230V229H106ZM115 229H113L114 231ZM119 230V229H117ZM121 230V229H120ZM116 231V230H115ZM262 231V230H261ZM264 231V230H263ZM107 232V231H105ZM109 232H112V230H110ZM119 234H120V231H118ZM123 233H125V231H122ZM140 232V231H139ZM138 234V233H137ZM163 234V233H162ZM127 236L129 235V233H127L126 235L125 234H122L121 236ZM115 236V235H114ZM156 238V237H155ZM163 238V237H162ZM107 239V238H106ZM158 239V238H156ZM160 239V238H159ZM176 240V239H175ZM152 241V240H151ZM191 241V240H190ZM226 245V244H225ZM146 247V246H145ZM227 247V246H226ZM235 248H239V247H235ZM174 250V249H173ZM238 250V249H237ZM106 253V252H105ZM115 259V257H114ZM105 262V261H104ZM172 263V262H171ZM184 263V262H183ZM99 264V263H98ZM178 264V263H177Z\"/></svg>","mask_w":264,"mask_h":264},{"label":"built area","instance_id":"built-area-1","mask_svg":"<svg viewBox=\"0 0 264 264\" xmlns=\"http://www.w3.org/2000/svg\"><path fill=\"white\" fill-rule=\"evenodd\" d=\"M25 219L34 228V233L48 238L53 237L59 218L50 212H41L36 208L25 206L23 209Z\"/></svg>","mask_w":264,"mask_h":264}]
</instances>
